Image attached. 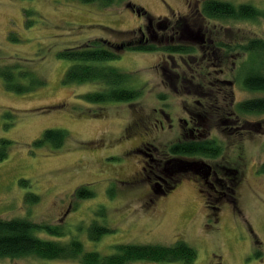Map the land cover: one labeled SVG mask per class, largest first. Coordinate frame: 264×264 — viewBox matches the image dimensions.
<instances>
[{
  "label": "rangeland",
  "instance_id": "1",
  "mask_svg": "<svg viewBox=\"0 0 264 264\" xmlns=\"http://www.w3.org/2000/svg\"><path fill=\"white\" fill-rule=\"evenodd\" d=\"M202 1L114 0L104 7L74 0H0V65L25 63L45 81V86L31 93L17 94L7 91L0 79V139L12 142L8 157L0 162V219L60 225L67 232L63 240L77 238L85 251L102 255L113 254L119 244L171 246L184 241L196 250L192 264H264V175L258 172L264 162V133L242 138L237 130L221 129L212 122L210 136L221 142L223 150L218 159L205 162L234 169L242 177L241 187L228 192L232 202L224 199L217 215L212 211L208 215L197 184L188 178L167 195L152 196L150 202L147 174L142 170L145 163L136 150L146 147L160 159L170 157L167 147L181 138L183 120L191 127L187 109L195 110L197 99L181 87L172 91L159 65L175 61L173 68L189 80L195 69L185 61H192L179 55L126 50L118 59L104 62L129 74V86L142 91L138 100L129 103L86 104L81 95L97 90L95 84L62 83L73 62L60 59L59 52L99 39L121 42L124 33L144 29L147 16L175 20L190 9L195 11ZM223 1L264 11V0ZM128 5L141 8L142 15ZM208 25L222 39L264 40V18ZM234 59L237 56L229 55L221 74L207 77L234 81ZM165 66L174 75L172 66ZM173 79L177 80L175 75ZM234 94L236 101L261 96L242 90L237 83ZM248 118L263 120L264 116ZM47 129L68 132L63 148L33 145ZM80 186H87L93 198H73ZM101 209L104 217H97ZM95 221L111 232L90 241L86 228ZM39 236L57 240L44 233ZM0 264L80 263L30 257L0 259Z\"/></svg>",
  "mask_w": 264,
  "mask_h": 264
},
{
  "label": "trees",
  "instance_id": "2",
  "mask_svg": "<svg viewBox=\"0 0 264 264\" xmlns=\"http://www.w3.org/2000/svg\"><path fill=\"white\" fill-rule=\"evenodd\" d=\"M74 1L84 4L100 3L104 7L114 3V0ZM128 8L142 15L141 8L134 9L132 5H128ZM195 9L176 16L175 20L171 18L156 20L151 15L147 16L144 29L138 28L124 33V39L118 43L99 39L82 47L68 48L58 53L60 59L73 62L64 74L63 84L91 83L98 87L95 91L81 95L82 101L91 105L129 103L138 100L142 95L140 89L129 86V74L103 65L104 62L118 59L126 50L163 53L171 57L179 55L192 61L188 62L187 59L185 61V65L195 69L189 80L185 75H180L178 69L173 68L175 61L172 63V60H166L159 65L172 91L178 92V87H181L185 94L197 98L195 110L187 109L191 127L188 128L187 121L183 120L184 132L181 138L167 147V154L170 155L168 158L160 159L152 154L153 150L150 151L146 147L136 150L138 155L140 152L146 154V157L140 156L145 163L143 172L147 174L149 186L160 182L162 193L172 191L183 178L196 182L208 172L209 165L205 161L216 160L222 155L223 145L210 136L213 121L218 127H223L221 129H229L233 132H236L234 129L237 130L242 138L264 133V119L248 118L254 115L264 116V40L230 41L226 40L227 36L222 39L216 37L215 30L208 25L216 21L259 20L264 18V11L250 4L234 5L223 0H203L200 7ZM134 36L137 38L133 39ZM233 54L237 56L231 65V69L236 72L234 81L207 77L214 73L219 76L222 72V62ZM166 64L172 66L174 70L172 74L177 80L173 79L174 75H169ZM0 79L7 91L17 94L31 93L45 86L43 78L37 76L25 63L23 65L20 62L0 65ZM236 83L242 90L259 93L261 96L236 101L234 94ZM94 115L99 117L101 113ZM68 140L69 135L65 130L47 129L33 142V145L36 148L48 146L53 150H59ZM11 145V141L0 139V162L8 157ZM151 159H156V163H152ZM222 167H224L223 173L232 174L229 175L230 178L237 180L239 175L234 174V169ZM258 172L264 175V162L259 166ZM213 186L215 191L205 185L200 187L203 190V197L208 202V211L217 215L219 204L224 199L232 202L227 199L228 192H236L238 189L230 187L229 184L227 188L224 183L222 186L220 183ZM152 188L154 191L155 188ZM208 194L211 196L209 197ZM93 196V192L87 186L77 187L73 192V198L76 200L91 199ZM103 212L104 210L101 209L96 214L97 217H104ZM64 229L60 225L38 224L26 218L0 219V259L16 260L32 257L50 261H77L80 264L133 262L192 264L197 258L196 250L184 241H177L171 246L119 244L113 247L115 252L110 255L88 252L77 238L63 240L67 237ZM110 232V228L97 221L86 228L90 241H98ZM43 233L57 240L41 238L39 235Z\"/></svg>",
  "mask_w": 264,
  "mask_h": 264
},
{
  "label": "flooded vegetation",
  "instance_id": "3",
  "mask_svg": "<svg viewBox=\"0 0 264 264\" xmlns=\"http://www.w3.org/2000/svg\"><path fill=\"white\" fill-rule=\"evenodd\" d=\"M140 155L142 156V157H146V154H143V152H140ZM152 163H156V159H151L150 160ZM142 170L143 171H145V168L143 167L142 168ZM223 170H224V167H222L221 165L219 166V165H217V166H215V167H212L211 165H209V169H208V172H207V174L205 175V176H201V178L199 177L197 180H196V184H197V186H198V192L201 194V196H202V198H203V200H204V205H205V208H206V210H207V212H208V215H209V211H208V205H207V201H206V199L203 197V190L201 189V187L200 186H208L210 189H212V190H214V186H213V184L215 185V184H218V183H220L221 184V186H222V183H224V184H226V187L228 188V184L230 185V187H235V188H237V189H239L240 187H241V185H242V177L235 171V175H239L238 176V178H237V180H234V179H231L230 178V176L232 175V174H229V175H227L226 173H223ZM233 174V175H234ZM157 178V177H156ZM230 180V181H229ZM159 181H161V182H163V180L162 179H159ZM211 183V184H210ZM152 187H154L155 188V190L153 191V188ZM161 183L160 182H158V183H156L155 185H151V186H149V189H148V195H150L151 196V200H150V202H153L152 201V196H154V195H158V196H165V195H167L168 193H170V192H172V191H170V192H165V193H162V192H160L161 190ZM215 191V190H214ZM208 196L210 197L211 195L210 194H208Z\"/></svg>",
  "mask_w": 264,
  "mask_h": 264
}]
</instances>
